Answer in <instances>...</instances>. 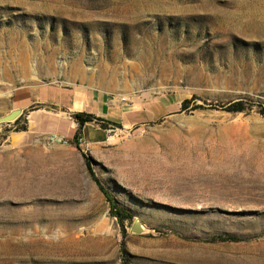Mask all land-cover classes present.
Returning <instances> with one entry per match:
<instances>
[{"label":"rangeland","instance_id":"374dc122","mask_svg":"<svg viewBox=\"0 0 264 264\" xmlns=\"http://www.w3.org/2000/svg\"><path fill=\"white\" fill-rule=\"evenodd\" d=\"M40 85L169 112L1 123L0 264H264V0H0V118Z\"/></svg>","mask_w":264,"mask_h":264},{"label":"crops","instance_id":"0c3cea01","mask_svg":"<svg viewBox=\"0 0 264 264\" xmlns=\"http://www.w3.org/2000/svg\"><path fill=\"white\" fill-rule=\"evenodd\" d=\"M76 93L73 95V93L49 85L23 87L15 90L11 95L6 116L18 113V119L23 116L27 117L29 130L34 123L38 132L46 130L45 126L47 125L51 132L57 133L59 136H68L69 131L76 130L77 125L76 121L71 118L72 115L68 117L65 111L72 112L73 115H92L96 119L114 123L125 130H132L159 121L169 112V106L164 102L122 103L110 99L107 94L86 92L80 96V92ZM77 96L81 98V109L74 111ZM110 117L116 118L112 120ZM95 121L86 124L82 131L84 134L87 133L88 139L93 143H99L104 138L100 127L97 126L94 133L87 129ZM66 126L70 127L67 131L64 130ZM18 135L23 136L22 134Z\"/></svg>","mask_w":264,"mask_h":264},{"label":"trees","instance_id":"16d2710c","mask_svg":"<svg viewBox=\"0 0 264 264\" xmlns=\"http://www.w3.org/2000/svg\"><path fill=\"white\" fill-rule=\"evenodd\" d=\"M187 103H188V101L184 102L183 108H186ZM230 111L235 112V113L243 112L244 107L242 105V102L235 103L233 105V107L230 108ZM73 119L79 125V131L76 133L75 139L79 138L81 131L83 130V128L86 124L91 123L95 120L103 122L106 126H109V125L118 126L114 123H110L107 121L96 119L92 115H87V114H75V115H73ZM20 121H21V118H19L15 124L18 125ZM27 131H28V122L25 121V123L20 128H18L16 132H27ZM100 190L104 193V195L106 196L107 200L109 201V203L111 205L112 216L115 217L116 219H118L119 225H121V227L124 228V222L125 221H131L133 219V215L131 213H129L128 211L120 208L118 206L117 202L115 201V199H113L110 196V194L103 187L100 186Z\"/></svg>","mask_w":264,"mask_h":264},{"label":"water","instance_id":"95a60500","mask_svg":"<svg viewBox=\"0 0 264 264\" xmlns=\"http://www.w3.org/2000/svg\"><path fill=\"white\" fill-rule=\"evenodd\" d=\"M17 119H18V113H12V114L7 115L3 118H0V124L1 123H10V122H13ZM132 232L136 235H141L145 232V229L140 222H136L133 229H132Z\"/></svg>","mask_w":264,"mask_h":264},{"label":"bare ground","instance_id":"6f19581e","mask_svg":"<svg viewBox=\"0 0 264 264\" xmlns=\"http://www.w3.org/2000/svg\"><path fill=\"white\" fill-rule=\"evenodd\" d=\"M128 98V97H127ZM119 100H121L120 98H119ZM123 101H126L125 99H122ZM53 141H56V142H59L60 141V138H53Z\"/></svg>","mask_w":264,"mask_h":264},{"label":"built area","instance_id":"2783aa9c","mask_svg":"<svg viewBox=\"0 0 264 264\" xmlns=\"http://www.w3.org/2000/svg\"><path fill=\"white\" fill-rule=\"evenodd\" d=\"M53 140V139H52ZM59 142H61V141H59Z\"/></svg>","mask_w":264,"mask_h":264}]
</instances>
